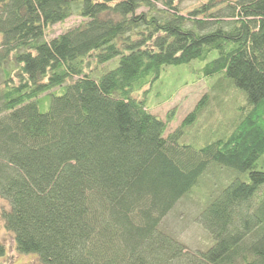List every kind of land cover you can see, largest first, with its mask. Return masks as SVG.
I'll return each instance as SVG.
<instances>
[{"label":"trees","instance_id":"16d2710c","mask_svg":"<svg viewBox=\"0 0 264 264\" xmlns=\"http://www.w3.org/2000/svg\"><path fill=\"white\" fill-rule=\"evenodd\" d=\"M195 60L222 76L217 95L168 133L174 111L135 94ZM229 88L234 115L202 134ZM198 191L213 242L192 252L164 221ZM0 197L1 225L38 264H264V0L186 15L179 0H0Z\"/></svg>","mask_w":264,"mask_h":264},{"label":"rangeland","instance_id":"374dc122","mask_svg":"<svg viewBox=\"0 0 264 264\" xmlns=\"http://www.w3.org/2000/svg\"><path fill=\"white\" fill-rule=\"evenodd\" d=\"M210 0H179L182 13L190 12L202 7ZM81 19L72 17L62 24L53 26L48 31L47 39L58 36L66 32L69 28L79 25ZM119 59H115L103 68L99 67L95 75H101L109 70H113L118 66ZM208 61L195 60L191 63L170 66L163 69L159 79L147 86L144 90L135 94L136 98L146 99L150 111L163 120L169 119L171 114V122L169 124L168 133L173 132L185 117L194 110L198 102L205 94H209L210 98L217 95L218 90L213 87L219 83L222 76H208L205 73V67ZM106 69V70H105ZM64 91V90H63ZM220 98L213 101L209 106V110L203 115L196 128L198 131L207 133L209 130H216L220 125L228 124L229 119L234 115V108L237 101L243 99L240 92H236L234 88H229V92L219 93ZM49 100H46L41 110H47ZM207 116L209 118H207ZM193 139H190L192 144ZM195 145V144H193ZM201 141L199 140V146ZM196 146V145H195ZM263 167V165H260ZM227 179V178H225ZM197 192L191 199H184L177 205L175 210L165 219L168 229L178 234L180 240L187 246L188 250L202 251L209 248L213 242L211 235L198 224V214L200 213L199 203L204 202V197L208 192ZM10 203L8 200L0 197V225L1 213L8 210ZM176 230V232H175ZM0 242L6 246V254L0 258L1 264H38L39 261L35 255L19 254L16 249L14 236L12 233L4 230L1 225Z\"/></svg>","mask_w":264,"mask_h":264}]
</instances>
